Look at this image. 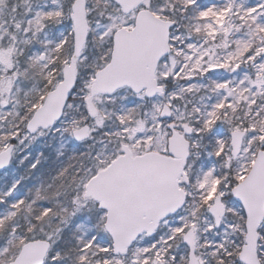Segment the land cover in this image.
I'll list each match as a JSON object with an SVG mask.
<instances>
[{
  "label": "snow or ice",
  "instance_id": "6c2138e0",
  "mask_svg": "<svg viewBox=\"0 0 264 264\" xmlns=\"http://www.w3.org/2000/svg\"><path fill=\"white\" fill-rule=\"evenodd\" d=\"M0 264H264V0H0Z\"/></svg>",
  "mask_w": 264,
  "mask_h": 264
}]
</instances>
